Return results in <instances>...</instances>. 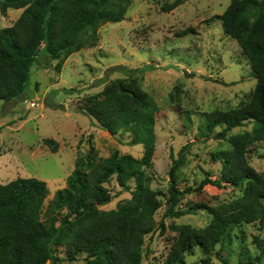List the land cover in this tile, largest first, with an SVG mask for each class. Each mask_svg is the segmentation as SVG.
Masks as SVG:
<instances>
[{"label": "trees", "instance_id": "obj_1", "mask_svg": "<svg viewBox=\"0 0 264 264\" xmlns=\"http://www.w3.org/2000/svg\"><path fill=\"white\" fill-rule=\"evenodd\" d=\"M185 0L162 6L171 13ZM132 0H0V12L23 10L16 22L0 29V105L23 95L31 70L43 52L62 71L65 61L98 42L99 30L125 20ZM224 32L240 46L256 79L250 101L228 112L205 113L199 131L206 139L223 140L230 149L212 154L221 164L220 176L203 179L197 187L181 188L179 174L187 160V149L172 157L165 218H180L194 210H206L212 217L204 229L172 226L177 237L163 264H180L195 248L214 251L231 239L235 229L258 223L264 229V175L249 165L250 147L264 141V0H232L221 17ZM195 32L189 29L184 35ZM125 70V69H124ZM127 78L108 83L90 97L83 111L111 136L127 132L130 144L142 145L141 159L117 150L99 159L91 149L77 158L66 187L50 195L47 182L35 177L0 183V264H63L85 254L84 264H141L146 238L164 223H157L162 208L161 193L152 188L149 170L154 167L157 114L155 99L142 88L132 69ZM253 122L251 132L228 137L229 133ZM216 128L222 130L212 136ZM52 153L59 144L46 139ZM259 158L264 159V155ZM116 179L132 197L113 210L102 207L113 200L106 185ZM231 187L240 195L216 206L198 204L178 209L187 194L200 193L206 186ZM259 250L248 264H264V240L255 238ZM64 253V256L62 254Z\"/></svg>", "mask_w": 264, "mask_h": 264}, {"label": "rangeland", "instance_id": "obj_2", "mask_svg": "<svg viewBox=\"0 0 264 264\" xmlns=\"http://www.w3.org/2000/svg\"><path fill=\"white\" fill-rule=\"evenodd\" d=\"M132 1L125 20L103 25L97 44L70 56L60 73L55 69L58 61L42 52L25 93L0 105V183L30 177L45 181L50 190L48 205L55 192L66 187L77 158L91 149L99 159L117 150L141 159L144 147L131 145L129 133L111 136L83 111L88 99L108 83L127 78V69L138 71L135 77L160 108L154 167L148 172L152 188L161 193L163 201L155 220L166 227L165 232L159 228L146 238L141 264H163L177 237L172 226L204 229L212 220L202 208L180 218H165L171 156L178 159L180 151L191 146L179 174L182 189L197 187L205 178H218L221 164L212 154L228 150L230 145L202 136L203 115L228 112L248 103L256 79L238 43L224 32L221 17L232 0H185L171 13H164L162 6L175 0ZM22 11L9 10L7 16L0 12V29L12 26ZM189 29L195 32L184 35ZM252 129L253 122H249L233 129L228 137ZM221 130L216 128L212 136ZM46 139L59 144L58 152H51ZM260 155H264V141L250 147L248 153L249 165L264 175ZM106 186L113 200L103 210H113L132 197L115 178ZM240 194L235 188L208 185L200 193L187 194L178 209L216 206ZM256 237L264 240V229L258 223L239 227L214 251L195 248L180 264H248L249 256L259 254ZM85 259L86 255L80 254L76 261L63 264H84Z\"/></svg>", "mask_w": 264, "mask_h": 264}]
</instances>
